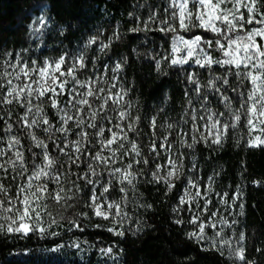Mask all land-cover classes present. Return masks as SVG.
<instances>
[{
  "label": "snow or ice",
  "instance_id": "snow-or-ice-1",
  "mask_svg": "<svg viewBox=\"0 0 264 264\" xmlns=\"http://www.w3.org/2000/svg\"><path fill=\"white\" fill-rule=\"evenodd\" d=\"M34 23L40 25L38 32L47 21L41 16ZM140 23L143 27L138 25L130 31L158 30L171 34L170 51L155 59L156 68L160 70L163 63L179 67L191 85L185 90L188 107L180 120L160 125L169 130L168 135H158V121L153 116L148 123L150 134H143V142L139 139L141 117L133 115L134 105L127 99L129 89L120 79L126 60L111 67L103 65L104 72L100 74L89 72L86 61H91L95 68L98 59L87 56V49L98 40L96 36L90 37L84 49L70 58L60 55L37 61L16 54L14 63L9 61L3 66L0 234L20 239L30 235L59 236L58 232L48 231L55 220L48 228L42 226L47 202L71 207L68 201L84 188L91 193L86 207L94 216L111 221L106 231L120 237L127 231L139 233L144 230L139 219L135 229L125 228V223L132 219L126 209L130 202L145 210L152 205L140 202L135 195L130 197L129 193H138V184L144 179L146 183L164 184L167 195L186 177L178 204L172 208L177 214L173 222L191 224L186 236L206 244L202 250L217 251L230 264H253L243 244L245 233L240 232L235 243V232L225 234V229H235L240 223L235 217L243 215L245 205L237 203L243 196L241 186L237 185L231 196L227 191L215 192L213 176L201 182L199 177L186 174L189 153L179 149L194 150L200 143L209 148L219 147L230 130L241 126L247 130L246 147L264 146V0H164L162 16L154 10ZM152 24L157 25L156 29L151 28ZM199 30L213 34L214 39H206L198 34ZM181 33L190 35L186 38ZM113 39H119V34L114 32L108 43H101L99 51L107 50ZM185 66L205 69L208 77L202 81L200 73L188 72ZM216 67L223 69V73L217 74ZM86 72L88 75L82 79ZM213 103L223 110L214 108ZM16 108L22 111L14 112ZM49 108L55 121L48 114ZM181 124L183 127H179ZM25 139L30 144L26 145ZM61 157L65 158L63 162ZM82 165L85 168L81 172L73 170ZM195 168L192 164L188 173ZM9 178L15 182L14 195L10 194L11 187L4 184ZM117 189L121 195L113 199L110 193ZM214 195L218 200L212 210ZM185 204L191 214L188 221L179 216ZM234 207L240 209L235 216L231 211ZM209 228L211 236L206 231ZM60 247L55 245L50 250L56 252ZM101 251L107 255L113 249Z\"/></svg>",
  "mask_w": 264,
  "mask_h": 264
},
{
  "label": "trees",
  "instance_id": "trees-1",
  "mask_svg": "<svg viewBox=\"0 0 264 264\" xmlns=\"http://www.w3.org/2000/svg\"><path fill=\"white\" fill-rule=\"evenodd\" d=\"M163 6L164 0H0V71L7 62L14 61L16 54L37 60L60 55L70 58L84 49L90 37L96 36L98 40L87 49V56L98 59L95 68L91 61H86L88 69L93 71L101 69L105 63L111 66L126 60L120 79L129 89L127 99L134 105L131 109L133 115L141 117L138 127L142 135L139 139L141 142L146 139L143 134L149 133L148 123L153 116L158 121V135H164L169 130L160 125L165 121L180 120L188 107L185 90L191 85L179 67L163 63L160 70L156 68L155 59L170 51V33L130 31L138 25L143 27L140 20H146L151 11L159 10L162 16ZM41 16L48 25L34 38L32 26ZM156 27V24L151 25L152 29ZM114 32L119 34V39H113L104 52L99 51V45L108 43ZM198 34L214 39L213 34L202 30ZM185 69L200 73L202 81L208 77L205 69L187 66ZM215 70L217 74L224 71L218 67ZM19 111L22 109H14V112ZM47 111L55 121L52 110ZM24 143L30 144L27 139ZM190 153L202 172L215 175L220 185L233 190L237 185L241 186L243 196L240 203L245 207L243 215L236 217L240 223L233 230V242L240 232H244L247 258L253 264H264V146L249 148L242 139L237 144V139L228 136L219 147L209 148L200 143ZM60 159L63 162L65 158ZM139 167L144 168L143 165ZM151 167L155 168V164ZM84 168L82 165L73 170L81 172ZM78 183L83 185L84 182ZM4 184L11 187L10 194L14 195L15 182L9 178ZM111 193L114 199L121 195L118 189ZM165 193L164 184L146 183L141 179L138 193L130 192L129 196H137L140 202L151 204L152 208L145 210L130 202L126 210L132 219L125 223V228L135 229V221L139 219L144 230L139 233L127 231L123 237L106 231L111 221L94 216L86 207L87 196L91 194L89 188H84L68 201L71 207L49 200L41 223L48 228L55 220L56 224L48 231L60 235L45 238L30 235L20 239L0 234V264H230L226 256L222 257L211 249L202 250L206 244L187 238L184 224L173 222L176 187L167 195ZM84 212L88 215L81 214ZM77 224L79 228L75 227ZM97 224L102 227H94ZM55 245L61 247L52 252L50 249ZM109 247L113 249L111 254L101 251ZM257 248L262 251H256Z\"/></svg>",
  "mask_w": 264,
  "mask_h": 264
},
{
  "label": "rangeland",
  "instance_id": "rangeland-1",
  "mask_svg": "<svg viewBox=\"0 0 264 264\" xmlns=\"http://www.w3.org/2000/svg\"><path fill=\"white\" fill-rule=\"evenodd\" d=\"M46 25H48V24H46ZM40 28V25H38V24H36V23H34L33 24V26H32V36H34V38L36 37V36H38V34L40 33V31L42 30H40V31H36V29H39ZM188 37V36H187ZM186 37V38H187ZM100 46V45H99ZM59 56H57V57H52V56H50V57H45V58H43V59H35V60H37V61H43V60H45V59H56V58H58ZM25 59V58H24ZM25 60H33V59H25ZM15 61H13V63H14ZM106 65H107V63H105ZM105 64H103V65H105ZM102 65V66H103ZM111 66H114V65H111ZM110 66V67H111ZM89 70V72H96L97 74H100V73H103L104 72V69H103V67H101V69H94L93 71H91L90 69H88ZM9 71H11V69H9ZM220 74H222V72H220ZM88 75V73L86 72L85 74H84V76H81V78L83 79V78H85V76H87ZM108 75L110 76L111 75V73L109 72L108 73ZM214 108H217V107H219L220 108V110H223L222 109V106H220V105H217L216 103H214L213 105H212ZM180 127H183V125H181ZM177 130H179V128L177 129ZM246 133H247V130L245 129V128H243L242 126L241 127H238L237 129H234V130H230V132H229V135L228 136H231L232 138H234V139H239V140H241V138L243 137V141H245L246 142V139H247V135H246ZM169 134V132L168 131H166L165 133H164V135H168ZM256 133H254V135H255ZM170 139H173V137L172 136H170ZM174 147H179L178 145H174ZM179 151H181V152H186V153H189V155L187 156V158H186V160H185V172H186V174H188V175H192V176H195V177H199L200 178V181L201 182H207V178L209 177V176H213L214 177V180H215V183L212 185V187H213V189L215 190V192H219V193H223L224 191H227L228 193H229V196H231V194L233 193V192H235L236 191V189H231L230 187H228V186H222V185H220L219 183H218V179H217V177L215 176V175H213V174H204L203 172H202V170H201V168L197 165V163H196V161H195V158H194V156H192L191 155V153H190V150H188V149H185V148H180L179 149ZM192 164H195L196 165V168L195 169H193V171L191 172V173H188V168H190L191 167V165ZM185 179H186V177H182V179H181V181L180 182H177V184H176V191H177V195H176V201H175V204H174V206H176L177 204H178V198H179V195L181 194V192H182V189H183V187H184V181H185ZM102 182H103V180H102ZM110 195H112V193H110ZM112 197V196H111ZM113 198V197H112ZM114 199V198H113ZM218 200V197H216L215 195L213 196V205H211L210 206V208L212 209V210H215V208L217 207V204H216V201ZM201 203V205L203 204V201H201L200 202ZM237 203H240V201H238ZM194 207V206H193ZM188 205L187 204H185V205H183L182 206V208H181V210H180V212H179V216L180 217H182L183 219H184V221H188L189 219H190V216H191V214L188 212ZM232 212H233V215L235 216V214L236 213H238L239 212V208L238 207H234L232 210H231ZM176 216H177V214L175 213V218H176ZM237 217V216H236ZM235 217V218H236ZM102 219V218H101ZM230 219H231V217H230ZM184 226H185V228L187 229V231H190L191 229H192V225L191 224H188V223H184ZM233 230L234 229H225V234H228V235H232V233H233ZM206 231L208 232V234L211 236L212 235V230L209 228V229H206Z\"/></svg>",
  "mask_w": 264,
  "mask_h": 264
}]
</instances>
